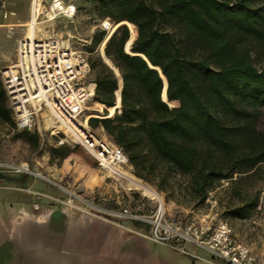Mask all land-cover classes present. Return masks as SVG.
I'll return each mask as SVG.
<instances>
[{
	"label": "trees",
	"instance_id": "1",
	"mask_svg": "<svg viewBox=\"0 0 264 264\" xmlns=\"http://www.w3.org/2000/svg\"><path fill=\"white\" fill-rule=\"evenodd\" d=\"M94 5L100 20L114 26L107 36L95 33L89 53L104 46L121 95L119 105V81L102 59H87L89 72L98 69L89 127L103 130L132 174L157 191L201 206L227 183L228 200H239L227 203V215L249 218L259 191L246 192L242 184L262 179L264 166V130L256 127L264 112V0ZM255 60H262L260 68ZM6 100L0 81V118L12 124ZM103 106L107 114L100 113ZM19 132L32 148L44 145L37 133ZM49 153L59 166L84 158L79 147L53 145Z\"/></svg>",
	"mask_w": 264,
	"mask_h": 264
},
{
	"label": "rangeland",
	"instance_id": "2",
	"mask_svg": "<svg viewBox=\"0 0 264 264\" xmlns=\"http://www.w3.org/2000/svg\"><path fill=\"white\" fill-rule=\"evenodd\" d=\"M94 2L73 0L76 7L73 18L57 16L44 24L45 29L38 33L39 37L58 34L63 39H70L73 48L85 52L88 60L101 59L105 56L103 45L89 53L93 46L92 38L101 31V20ZM49 3H43L44 11ZM39 20H45V15H41ZM20 35L0 29V69L15 60ZM103 61L112 68L109 60ZM261 64L262 60H255L257 68ZM97 71H90L88 79H94ZM5 105L8 108L7 100ZM87 107L90 110L84 115L97 112V103L92 101ZM100 113L107 114L108 110L103 106ZM10 118L12 124L0 118V162L27 164L32 172L39 173L44 179L0 173L5 178H0V264H34L45 254L55 259L57 264H207L193 257L209 258L206 252L192 244L153 241L151 224H147L148 228L137 227L134 223L118 224L107 214L90 210L83 200L106 199L100 205L104 211L127 207L154 221L158 203L148 194L120 184L83 150V159L59 166L57 161L50 160L53 137L44 133V145L32 148L20 136L11 115ZM256 127L264 130V112L259 116ZM94 133L111 143L103 130L97 129ZM111 156L119 158L125 170L132 174L133 168L119 154L111 152ZM261 170L262 179L242 184L246 192L259 191L257 208L245 220L232 218L226 213L228 202L239 204L236 197L228 200L231 194L225 191L227 183L210 193L204 205L197 206L184 196L172 198L157 191L150 183L141 181L161 198L165 226L197 227L205 223L215 226L224 222L230 227L236 243L255 254H264V166Z\"/></svg>",
	"mask_w": 264,
	"mask_h": 264
},
{
	"label": "built area",
	"instance_id": "3",
	"mask_svg": "<svg viewBox=\"0 0 264 264\" xmlns=\"http://www.w3.org/2000/svg\"><path fill=\"white\" fill-rule=\"evenodd\" d=\"M7 2L0 0V11L5 12ZM75 12L73 0H50L47 10L43 9L39 17L45 15V22L60 15L72 19ZM113 25L105 19L99 27L108 34ZM88 75L86 53L74 49L70 39H63L58 34L32 39L23 36L17 42L15 60L0 69L8 109L18 131L35 132L41 141L42 135L48 133L54 139V146L79 147L101 168L100 161L109 159L111 152L122 155L128 163L121 150L99 138L85 119L84 112L90 110L87 105L95 98V86ZM0 173L44 179L39 173L32 172L27 164L0 162ZM105 200L92 198L83 200V204L92 211L107 214L118 224H151L153 241L192 244L209 256L193 257L207 264H264V254H255L236 243L230 227L224 222L215 226L205 223L197 227L173 228L163 224L164 211L163 208L159 211V205L154 221H149L145 215L127 207L104 211L100 205ZM181 251L186 253L183 248Z\"/></svg>",
	"mask_w": 264,
	"mask_h": 264
},
{
	"label": "bare ground",
	"instance_id": "4",
	"mask_svg": "<svg viewBox=\"0 0 264 264\" xmlns=\"http://www.w3.org/2000/svg\"><path fill=\"white\" fill-rule=\"evenodd\" d=\"M44 8L45 7L41 0L32 1L31 21L29 22V27H28L30 29V32L26 34L30 39L34 37V26L36 25V20L39 18V15L43 12ZM112 28H110L108 34L111 32ZM100 162L101 165L104 167V169L109 173V175H111L114 179L118 180L120 184L133 189H138L148 194L150 197L155 198L159 205L160 211H162L161 198L158 197V195L148 185H146L144 182H142L132 174L128 173L123 166V162L119 158H117L116 156H111L109 157V159ZM50 263L57 264V261H55V259L53 260V258H51L48 254L42 255L41 258H38V260L34 262V264H50ZM63 264H67V263L64 262Z\"/></svg>",
	"mask_w": 264,
	"mask_h": 264
},
{
	"label": "crops",
	"instance_id": "5",
	"mask_svg": "<svg viewBox=\"0 0 264 264\" xmlns=\"http://www.w3.org/2000/svg\"><path fill=\"white\" fill-rule=\"evenodd\" d=\"M33 0H8L5 12L0 11V29L10 30L12 33H21L19 39L30 32L29 22L31 21V5ZM42 3L49 2L50 0H41ZM5 13V16H4ZM50 21L39 20L36 21L34 26V36L37 38H46L40 36L38 33L43 32L45 29L44 24ZM27 27V28H26ZM17 47V46H16ZM1 179H5L1 177ZM19 181V180H18ZM19 183H21L19 181Z\"/></svg>",
	"mask_w": 264,
	"mask_h": 264
},
{
	"label": "water",
	"instance_id": "6",
	"mask_svg": "<svg viewBox=\"0 0 264 264\" xmlns=\"http://www.w3.org/2000/svg\"><path fill=\"white\" fill-rule=\"evenodd\" d=\"M113 34V33H112ZM101 59H102V61L104 60V59H106V60H108L105 56H101ZM103 63H104V61H103ZM105 64V63H104ZM106 65V64H105ZM107 67H108V65H106ZM151 67V66H150ZM113 73H114V75L117 77V79H118V81H119V84H118V96L116 95V102H117V100H118V103H119V105H120V95H121V82H120V76H119V73H118V71H117V69L112 65V68L111 67H108ZM116 69V70H115ZM155 70H157V71H159L158 69H155ZM165 90H166V86H165V89L163 90V96L165 95ZM114 107H116V103H115V106Z\"/></svg>",
	"mask_w": 264,
	"mask_h": 264
}]
</instances>
